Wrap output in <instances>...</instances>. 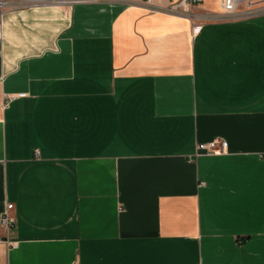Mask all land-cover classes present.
<instances>
[{
    "label": "crops",
    "instance_id": "0c3cea01",
    "mask_svg": "<svg viewBox=\"0 0 264 264\" xmlns=\"http://www.w3.org/2000/svg\"><path fill=\"white\" fill-rule=\"evenodd\" d=\"M6 1L0 264H264V0Z\"/></svg>",
    "mask_w": 264,
    "mask_h": 264
},
{
    "label": "built area",
    "instance_id": "2783aa9c",
    "mask_svg": "<svg viewBox=\"0 0 264 264\" xmlns=\"http://www.w3.org/2000/svg\"><path fill=\"white\" fill-rule=\"evenodd\" d=\"M81 0H64L61 1L66 6L70 7L73 4L80 2ZM143 4L152 9H159L160 7L154 5L152 0H142ZM220 13L218 16L210 14L195 13L192 9L195 6L200 5L203 0H168V12L174 14H180L194 23L193 32H197L201 29L202 24L210 21H237L249 19L257 16L259 9L254 5L258 3V0H217ZM7 1L0 0V12L7 7ZM225 143L211 142L208 144L198 145V151H204L207 154H219L225 150ZM37 154V153H36ZM7 210L12 209V205L6 207ZM12 223L5 215L1 222L0 227L7 228Z\"/></svg>",
    "mask_w": 264,
    "mask_h": 264
},
{
    "label": "rangeland",
    "instance_id": "374dc122",
    "mask_svg": "<svg viewBox=\"0 0 264 264\" xmlns=\"http://www.w3.org/2000/svg\"><path fill=\"white\" fill-rule=\"evenodd\" d=\"M3 1H6V0H3ZM254 7H255V5H254Z\"/></svg>",
    "mask_w": 264,
    "mask_h": 264
},
{
    "label": "bare ground",
    "instance_id": "6f19581e",
    "mask_svg": "<svg viewBox=\"0 0 264 264\" xmlns=\"http://www.w3.org/2000/svg\"><path fill=\"white\" fill-rule=\"evenodd\" d=\"M60 5V4H59Z\"/></svg>",
    "mask_w": 264,
    "mask_h": 264
}]
</instances>
